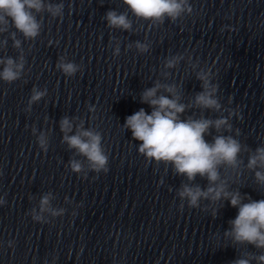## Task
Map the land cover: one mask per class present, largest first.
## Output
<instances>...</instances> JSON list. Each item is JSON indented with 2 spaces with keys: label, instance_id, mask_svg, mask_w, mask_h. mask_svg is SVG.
<instances>
[{
  "label": "clouds",
  "instance_id": "1",
  "mask_svg": "<svg viewBox=\"0 0 264 264\" xmlns=\"http://www.w3.org/2000/svg\"><path fill=\"white\" fill-rule=\"evenodd\" d=\"M122 3L127 11L110 9L103 17L110 29L132 32L133 20L129 13L138 21L148 22L150 27H159L166 20L176 22L193 13L190 0H122ZM43 13L62 19L64 4L52 3L51 0H0V35L8 33L7 38L0 40V49H5L8 39H11L12 47L19 53L16 58L0 56V81L12 84L25 74L23 41L17 37V32L24 40L34 41L42 29V21L37 19V16ZM226 27H222L220 31L223 32ZM10 28L15 31H10ZM49 44L51 45L52 41H49ZM133 47L140 54L150 50V44L147 42L135 41L127 46L128 49ZM119 55V41H116L113 56ZM186 58L190 63L193 61L191 55L167 56L160 73L163 80L167 81L171 75L169 70L176 69ZM198 66V62L193 65L194 68ZM55 67L66 77H73L82 71V65L69 61L65 56L58 58ZM195 75L202 90L196 92L187 103L183 102V95L175 83L169 84L157 79L152 87L145 88L140 94V102L147 104L151 112L140 108L126 117L123 127L131 131L133 140L139 142L138 152L142 156L157 164H164L166 169L170 165L177 176L186 178L187 182L181 183L176 192L181 201V209L185 201L189 208H200L201 201L206 200L209 204L203 210L211 208L214 219L224 203L219 209L212 205L221 201H228L231 207L238 210L236 217L228 221L230 227L223 235L231 240L232 245L252 246L258 252H242L231 264H264V199L253 200L247 194H242L239 189L232 190L229 180L222 176V170L230 169L239 177L243 166L254 173L256 184L264 187V145L257 146L254 150L242 145L236 138L240 135L239 129L235 130V135L225 134L233 132L230 121L233 116L239 118V113L226 109L221 104L217 95L218 85L212 82L214 74L211 68H199ZM46 95L47 89L41 90L34 86L25 111L30 112L32 105ZM228 103H232L231 97ZM193 108L199 109L201 115L184 117V113ZM89 111L94 112V106L90 107ZM205 111L220 115L214 119L208 118L203 115ZM224 112H227L226 116ZM77 120V117L64 116L59 121V129L63 134L61 142L74 151L67 167L85 178L89 171L107 173L109 158L102 145L101 133L94 128H85L84 121L79 120L77 123ZM213 130L215 135L212 134ZM31 131L39 148L46 153L49 147L47 132H38L35 126ZM210 135L212 139L208 141L206 137ZM241 153L248 154L246 165L241 159ZM198 176L207 181L206 187L194 183ZM54 199L52 192L44 193L38 205L29 212L32 220L48 223L49 216H63L66 209L53 207ZM65 203L71 204L72 201L65 197ZM5 204L4 197H0V206ZM8 246L14 247V241H9Z\"/></svg>",
  "mask_w": 264,
  "mask_h": 264
},
{
  "label": "water",
  "instance_id": "2",
  "mask_svg": "<svg viewBox=\"0 0 264 264\" xmlns=\"http://www.w3.org/2000/svg\"><path fill=\"white\" fill-rule=\"evenodd\" d=\"M264 33V0H239Z\"/></svg>",
  "mask_w": 264,
  "mask_h": 264
}]
</instances>
